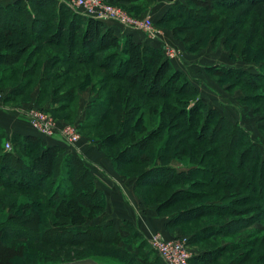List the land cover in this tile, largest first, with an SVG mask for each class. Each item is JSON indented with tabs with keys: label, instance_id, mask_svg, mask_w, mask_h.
<instances>
[{
	"label": "trees",
	"instance_id": "16d2710c",
	"mask_svg": "<svg viewBox=\"0 0 264 264\" xmlns=\"http://www.w3.org/2000/svg\"><path fill=\"white\" fill-rule=\"evenodd\" d=\"M121 1L125 0H109L111 4ZM129 1H133L132 4L140 2ZM146 1L153 3L154 0ZM197 2L169 1L168 8L156 23L161 26L183 18L192 20L198 17L194 9ZM215 2L212 9L221 14L214 19L198 18L195 28L201 27V32L196 41H190L187 36L178 37L187 33L189 28L186 25L172 27L174 38L184 42L188 52L197 54L206 46L211 30L207 27L222 19L223 13L234 11L244 4L248 7L261 5L264 0ZM156 4L154 2L151 9L156 8ZM239 17V13L224 15L222 24L213 28L216 32L213 37L220 38L219 34L225 30L232 32L231 26L237 25L235 21ZM29 28H33L32 31ZM119 28L108 26L104 21L83 13L79 14L60 0H14L0 5V64H19L26 56L25 69L19 66L13 69L7 67L4 71L6 73L0 77L2 104L8 106L9 103L18 102L19 98L30 97L37 86L39 93L34 101L36 107L42 109L50 101L44 108L49 113L58 115L69 109L63 117L66 120L75 119L79 123H75L78 130H98L97 138L89 136L86 140H93L92 143L106 150L116 173L122 174L125 166H143L139 174L127 177L134 179L135 191L141 197L145 198L147 190L174 188L167 198L155 205L156 210L151 203L157 200L150 195L144 204L156 211L159 217H164L163 212L176 208L173 213L165 216L169 218L165 229H177L185 233L187 231L184 227L193 225L194 228L188 234L190 246L201 242L215 244L223 239L216 247L204 248L203 252L196 253L190 264H216L224 260L226 264H264V227L249 233L247 231L244 240H239L243 237L241 233L264 221L263 150L253 141L246 128L231 121L219 110L207 107L188 74L176 69L165 58L162 44L159 43L158 47V43L147 40L137 31H121ZM26 29H29L28 32ZM253 29L255 31L256 27ZM257 31L262 32L263 36H260L261 41L256 46L262 56L264 24L261 28L257 27ZM247 38L248 35L241 31L240 39L237 37L228 42L229 38H225V42L228 48L243 54L242 49L249 50L244 45L251 43ZM26 40L30 43H25ZM37 42L40 45H35ZM45 46L61 49L54 52L44 49ZM259 62L263 64L258 73L219 65L205 70L212 75L223 72L231 76L236 74L234 79L239 84L252 89L262 88L264 91V59ZM57 66L62 67L54 72ZM90 66L96 73L102 70L107 74L95 82L90 78L92 72H88L89 76L85 72L72 75L74 68ZM167 73L170 76L162 85ZM111 80L116 84L110 83ZM88 85L93 94L82 116H77L80 91L86 90ZM174 94H191L198 99L193 105L187 99H174L175 102L186 103L187 107L181 109H176L172 103H149L150 99L158 97L171 100L170 95ZM258 97L245 100L256 102ZM260 100L264 101V92ZM142 107L145 112L136 118ZM205 108L206 113L203 111ZM168 111L170 114H167ZM260 112L263 113L264 121V107ZM179 113L187 119L190 133L181 139V147L184 146L173 152L172 139L175 140V137L165 135L163 131L167 130L171 118ZM261 129L264 130V125ZM208 132L213 136L220 133L225 134V137L230 136V149L224 151L226 154L229 152V160L224 161L215 156L223 145L226 146L225 141L230 142L229 138H220L221 143H218L219 140L211 143L200 138H208ZM8 139L13 149L7 151L4 144ZM67 147L49 145L39 134L14 133L9 138L5 129L0 127V190L25 192L34 197L32 201L27 199L19 204V199L14 195L0 194V206L5 205L9 209L0 211L1 236L5 235L7 239L27 238L32 243L67 240L78 244H84L85 241L98 245L115 244L123 250L130 249V244L139 239L141 245L136 247L135 254L142 256V264H162L159 259L152 261L149 255L141 253V247L145 249L149 243L132 222L124 220L120 230L111 223L104 226L85 225V221L94 218L96 212L105 210L107 199L97 187L96 178L83 157L69 152ZM240 147L244 148L242 154L237 151ZM113 148L119 150L115 156L110 154ZM152 152L154 157L150 156ZM175 156L188 157L189 163L176 165ZM209 187L211 190L199 191ZM141 188L146 191L140 193ZM232 188L240 190L236 195H231L234 200L227 201V195L220 193ZM242 191L249 195H242ZM180 204L184 206L177 208ZM46 208L59 210L55 219L39 224L36 227L39 232L31 229L40 222L36 218L39 212L41 219L45 218ZM126 232L127 236L124 235ZM77 257L43 264L88 257H106L121 263L106 254Z\"/></svg>",
	"mask_w": 264,
	"mask_h": 264
},
{
	"label": "rangeland",
	"instance_id": "374dc122",
	"mask_svg": "<svg viewBox=\"0 0 264 264\" xmlns=\"http://www.w3.org/2000/svg\"><path fill=\"white\" fill-rule=\"evenodd\" d=\"M139 1L140 2L138 4L137 3L132 4L133 1L125 0V1H121L118 4L113 3L111 5L113 7H115L116 9L123 11L124 13L129 15L130 17H134L137 19H145V18L153 19L152 21H153L155 28L160 33L164 34V36H165V34H167L168 37L170 38L171 44L173 46L171 44H168V45L170 47L174 48L176 51L179 52V50H180L183 53L180 55V57L178 56V58H176V59H169L172 62V64L174 65V67L176 69H179V70H181V68L186 70L185 72L188 74L192 83L198 88V90L200 92V98L205 101V103L208 105L207 107H212V108L219 110L228 119H230L233 122H237L238 124H240L241 126L246 128L248 130V132L250 133L253 141L256 142L261 147V149L263 150V157H264V130L261 129V127L264 125V121L262 119L263 113L260 112L261 108L264 107V101L260 100V95H263V92H264L263 89L262 88L252 89V88H249V87L244 86L242 84H239L238 81L236 79H234L236 77V74H233L231 76V75H227L223 72V73H220L219 75H212L209 72H207V70H205L207 67L219 65V66H228V67L244 69V70L249 71L251 73H258L259 72V69H260L261 65L263 64V62H259V61H262L264 59V58H262V57H264V55L261 56L259 53V50L256 49V46L259 45V43L261 41L260 36L263 37L262 32L257 31V27L261 28L262 25L264 24V3L261 5H256V6H252V7H248L246 4H244L243 6H241L240 8H238L234 11H226L225 13H223L222 19H220L216 24L209 25V27H207L208 29H211V30H209L210 31L209 39H208V42L206 43V46L202 47L203 49L201 51L197 52V54H193L192 52H188L184 42L174 38L175 36H174L173 30H172V27L177 26V25H180V26L186 25L187 28H189V30L187 31V33L185 32V34H183L182 36L179 35L178 37L182 38V37L187 36L190 39V41H192L193 39H195L194 41H196L198 36L200 35V32H201V27L199 29L195 28L196 27L195 23L198 22V18L208 19L209 17H212L214 19L216 17V15L221 14L220 11H216V10L212 9V5L216 3L215 0H198L197 6H196V8H194L195 12L198 13V17L195 16L194 18H192V20H190V18L189 19L183 18L180 21L169 22V23H167L165 25H161V26H159L156 23V19L157 18L160 19V17L162 16L161 10L164 8L162 6L163 5L166 6L162 2H165L168 4V2L171 0H154L153 3L154 2H155V4L157 3L155 5V7L156 6L157 7L152 8V9H151V7L154 6V5L152 6L153 3H148V1H146V0H139ZM0 4H1V0H0ZM67 5L71 9H73L75 12L82 14V11H80L79 9L75 8L72 5V0H68ZM166 9H167V7L164 8V11ZM151 10H153L152 13H154V14L149 13V11H151ZM238 13L240 14V17H239V19H237L238 21H235L237 23V25L234 27L231 26L232 32H228V30H225L223 33L219 34L220 38H218V39L214 38L213 36L216 34V32L213 30V28L218 27L219 25L222 24V21L224 19V15L229 16L231 14L235 15ZM152 15H154V18ZM253 27H256L255 31H254ZM29 29H26L27 30L26 32H28V30L32 31L33 28H29ZM20 30L21 29H19L18 31H20ZM119 30L127 31V30H131V29H127L123 26V28L120 27ZM131 31H133V30H131ZM241 31L245 32V34L248 35L247 41H251V43H248L249 46L244 45V47H249V50L247 48H245V49L241 50L242 51L241 53H243V54H240V53L237 54L231 48L227 47L228 45H227V42H225L226 41L225 38H227V39L229 38L228 42H229V40L237 39V37H238V39H240ZM138 32L143 37L145 36L146 39L150 40L145 31H137V33ZM230 35H232V36H230ZM241 40L245 41V39H241ZM150 41H152V40H150ZM25 43L28 44V43H30V41L26 40ZM156 43H158V42H156ZM35 45H40V42H37ZM199 45H201V44H199ZM162 46H163V44H162ZM158 47H160V44ZM32 49L33 48H31V50ZM44 49L49 50V51L52 50L54 52H58L61 48H56V47L53 48L51 46H45ZM31 50H29V51H31ZM163 54H164L165 58L168 59L164 49H163ZM25 62H26V56L24 57L23 61L20 62L19 64H14V63L13 64L12 63L7 64V63L2 62V64H0V77L2 75H4V73H6L4 71H5V69H7V67H10L11 69H13L16 66H19V67H23L25 69ZM61 67L60 66L54 67V72L57 71L58 69H60ZM91 69H92L91 66L88 68L76 67L71 72H72V75H74L73 73H78V75H81L82 72H85V74L88 76L90 75V73H88V72H92L90 78H92L91 80H93L94 82L98 81L99 79L101 80V78L107 74L102 70L96 73ZM169 76H170V73H167L164 76V81H163V79L161 80V81H163V83H161L162 85L164 83H166V80ZM39 82H40V79H39ZM110 83L116 84V82L114 80H111ZM141 84H143V83H141ZM89 85H88V88L86 90L80 91V99L78 102L79 104L76 106V107H78L77 108V116L78 115L82 116L83 109H81V108H83V107L86 108V106H87L86 102L90 100L91 95L93 94L92 89L90 88ZM38 93H39V87L36 86L34 91L31 93L30 97L19 98L18 102L9 103L8 106H4V108L2 110H8V111L11 110L12 111L13 109L14 110L19 109L20 107H28V108L30 107L29 110H31L35 107L37 110H40V111H43V112L49 114V116H51L58 124L62 125L63 127L70 126V125H76V124L79 125V123H77L75 121V119H73V120L67 119L66 120V118L63 117V115L68 114L69 109L65 110V112H63V113H59L58 115H56L54 113H49V111L45 110L44 108L47 107L48 102H50V101L46 102L44 104V107H42V109L40 106L36 107L34 104L35 103L34 101H35ZM1 94L2 93L0 91V96L2 97ZM82 95L84 97H82ZM170 96H172L171 100H167V101L161 100V98L158 97L155 99L154 98L150 99L149 103H151V104L172 103V105H174L176 107V109H177V107L179 109H181V108L187 107V105H185L186 103H180V102L178 103V102H175L174 99H181L184 101L186 99L190 100V105H193L194 102H196L198 99L197 97H193L191 94H188V95L174 94V95H170ZM256 97H258L257 98L258 100L256 102L245 100L248 98H256ZM53 106L54 105H52V107ZM79 108L82 111L80 114H79V112H80ZM206 109L207 108H205L203 110V111H205L204 113H206ZM29 110H28V112H29ZM144 112H145V110L142 107L140 109V111L137 112L136 118H139L140 116H142V114ZM167 114H170V111H168ZM22 118H24L23 120L27 119L29 122L30 128L32 130H34L30 121H29L30 120L29 117L28 116H22ZM187 122H188L187 119L184 116H182L181 113H179V114H177V116H174V118H171V121L169 122V126H168L167 130L163 131L165 135L167 134V135L175 137V140L172 139L173 143H174V146L172 148L173 152L179 151L184 146V145H182V147H181V144H182L181 139L183 137H187V135L190 133V130L187 127ZM155 124H153V125H155ZM150 130H151V126H150ZM33 132L36 133V135L38 134L35 130ZM78 132L81 136L80 142L82 141L83 138L89 139V138H87L89 136H91L93 138L98 137V134H97L98 130H88V131L78 130ZM163 132H162V134H163ZM223 135H221V133H220L218 136L217 135L213 136V135H211V132H208L207 133L208 138H204L203 136H201L200 138H203L204 140H209V141H211V143H214L217 140H219L218 143H221V139H223V138H227V139L229 138V140H230V136L225 137V134H223ZM92 141L93 140H91L89 142L92 143ZM160 141H162V140H160ZM193 141L194 140H192V142ZM64 143H66V142H64ZM203 143H205V142H203ZM225 143H226V146L223 145L222 148L217 152V154L215 156L222 158L224 161H227V160H229V157H230L228 155L229 152H227V154H226V153H224V151H228V149H230L229 145H231V140H230V142L225 141ZM66 144L69 145L68 143H66ZM4 145H5V149L7 151L13 149V146L10 142V139H8ZM7 145H9L10 148H7ZM69 146L72 147L73 149H75L77 147V145L76 146L69 145ZM206 146L207 145L205 143L204 147H206ZM100 147L101 146L99 145V148ZM100 151L105 155V157L107 159H109L111 161V157L109 156V154L107 152H105L106 150H104L103 148H100ZM118 151H119L118 149L113 148V149H110L111 153L110 152L109 153L112 154L113 156H115L118 153ZM237 151H238V153L242 154V152L244 151V148L240 147V148H238ZM181 155H182V153H181ZM150 156L154 157L155 156L154 152H152L150 154ZM224 156H226V157H224ZM175 157H176V160H175L176 165L189 163L188 157H183V156H175ZM235 161H237V158L235 159ZM241 162H242V160H241ZM112 167H113V164H112ZM113 169H114V167H113ZM142 169H143V166H137V167L136 166H130L129 168L125 166L123 168V171H121L122 174L117 172V174L124 181L128 182V189L134 195H106L108 198V203L106 205L105 210L98 212V213L96 212V215L94 216V218L87 219L85 221V225L104 226L105 224L111 223L116 227V229L120 230L121 229L120 225H118V222H117V218L120 216V214L127 213V212H124L125 210H130V211L133 210V212L135 211V213H136L137 211L140 210L141 206H142V208L145 207L147 209L148 207L144 204L146 201H148V198L146 199V197L148 195H150L151 198H154L157 200V201H154L151 203L152 208L155 207L154 209L156 210L155 205H157L163 198H165V197L167 198L169 193H171L174 188L173 189L170 188V189H166V190L155 188V189L147 190V191H146V189L141 188L140 193H141V191H142V193H144L146 191V194H147V195H144L145 198L141 197V195L137 194V192L135 191L134 179H130L127 177L139 174L142 171ZM231 170L233 171L234 168H232ZM114 171H115V169H114ZM208 190H211V188L209 187L206 190H199V191H205L206 192ZM238 190H240V189L232 188L230 190H222L220 194L221 195H227L226 196L228 198L227 201H231V200H234V199H232L233 197L231 195H236ZM8 193H10V194H8ZM0 194L14 195V197H17L19 199V204H21L22 201H25L27 199L29 201L30 200L32 201L34 199V197L32 195L29 196L28 193L17 192L14 190H0ZM242 195H249V193L243 192ZM106 196H105V198H106ZM151 206H149V207H151ZM182 206H184V205L180 204L179 206H176V207L178 208V207H182ZM16 208H18V207H16ZM152 208H148V210H153ZM5 210H9V209H7L5 205L3 207L0 206L1 212L5 211ZM175 210H176V208L173 207V208L163 212L164 218H165V216L169 215V213H173ZM57 212H59V210L56 208L44 209V215H45L44 219H41V215L39 212L37 214L36 218H37V220H40V222L35 224V228H31V229H35V231H37L38 229L36 227L40 226L39 224L43 225L47 221H52L53 219H55V215ZM123 216L125 217V215H123ZM126 218L127 217H125L123 219L125 220ZM168 219L169 218L166 217V221H168ZM259 227H264V221L256 224L255 226H252L248 230H245L243 233H241L240 235L243 237H240L239 240H244L247 231L249 233L253 229H256ZM192 228H194L193 225L192 226H185L184 229L187 231V232L183 231L185 233H180L179 231H177V229L176 230H170L167 232L170 233L171 235H173L172 238H174V237L175 238L185 237L189 241L188 234L191 233L190 230ZM41 229H42V231L44 230V228H41ZM58 231H60V230H58ZM38 232H39V230H38ZM4 236H1V234H0V264H1V262L2 263L4 262L5 264H43L44 262L53 261V260H55V261L65 260V259H67V257L73 258V257H77V256L82 257V256H86V255H100V254L101 255L106 254V255H110L114 258H117L118 260L121 261L122 264H142L143 263L142 262V256H138L135 254L136 253V247L141 245L139 239L135 240L134 243L132 241L131 243H133V244L129 243L130 249H126L127 250L126 251V250H123L122 247H119L115 244H113V245H108V244L98 245V244L88 243L86 241L84 244H78V242L67 241V240L66 241L63 240V242L61 241V242H48V243H38V242L34 241L32 243V242H29L27 240V238H14L13 237L12 239H7ZM235 239H237V238H235ZM222 240L223 239H220L219 242H217L215 244H212L209 242L208 243L207 242H201V243L194 245V246H190V244H189V251L191 253V256L194 257L196 255V253L203 252L204 248L206 249L208 247H216V245H218V243H220V241H222ZM140 251H141V253H144L143 255H145V254L149 255V257H151L152 261L154 259H159L160 262L162 264H164L161 257L152 248V245L150 243L147 245V247L145 249H143V246H142ZM102 259L107 260V261H112L113 264H121L118 261H115L113 259H109L106 257H103ZM216 264H226V261L225 260L220 261V262H217Z\"/></svg>",
	"mask_w": 264,
	"mask_h": 264
},
{
	"label": "crops",
	"instance_id": "0c3cea01",
	"mask_svg": "<svg viewBox=\"0 0 264 264\" xmlns=\"http://www.w3.org/2000/svg\"><path fill=\"white\" fill-rule=\"evenodd\" d=\"M12 1L14 0H1L0 5H6ZM60 1L67 3L68 0H60ZM162 3L166 5V6L163 5L162 7L168 8L169 2L168 4L165 2H162ZM164 8L161 10V15L164 14ZM150 14H154V13H150ZM152 16L154 18V15ZM104 22L108 26H112V27L119 26L123 28V26L116 23L115 21L107 20ZM162 36L164 40L163 42H166L167 44H171L170 38L168 37L167 34H165V36L164 34H162ZM154 41L160 44L163 43L160 39L154 40ZM178 53H179V57L181 54H183L182 51L180 50ZM181 70L186 71L183 68H181ZM82 97L84 96L82 95ZM1 102L2 101H1V96H0V127L5 129L9 138L14 133H18L21 135H36V133L33 132L34 130L30 128L28 120L27 119L23 120L24 118H22V116H27V112L30 109V107L29 108L20 107L19 109H16V110L13 109L12 111L2 110L4 108V105ZM86 103H88V101ZM81 109H83V113H84L85 108L83 107ZM81 112L82 111L80 110L79 114ZM43 139L47 141L49 145L68 146L67 149L69 150V152L78 154L81 157H83L84 161L87 163V165L89 166V168L91 169V171L93 172L96 178L97 187L103 191L105 196L106 195H134L128 189V182L124 181L114 171L111 161L105 157V155L100 151L99 146L96 145L95 143H91L86 139L84 140L82 139V141L79 143L80 145L78 144L79 146L77 145V147L73 149L72 147L64 143L63 139L60 136L43 137ZM106 199L108 203L107 196H106ZM139 211L135 213V211L133 212V210L131 211L125 210L124 212H127V213L120 214V216L117 218L118 225L121 226L122 222L124 221L123 218L127 217L125 220L132 222L135 228L148 241V243H149L150 238L153 235L158 234V233L162 234L166 239H169V240L175 238V237L172 238L173 235L168 233L167 230L165 229V224L167 222L166 218L159 217L156 211L148 210L145 207L142 208V206ZM123 215H125V217ZM124 235L127 236L128 233L126 232V234L124 233Z\"/></svg>",
	"mask_w": 264,
	"mask_h": 264
},
{
	"label": "built area",
	"instance_id": "2783aa9c",
	"mask_svg": "<svg viewBox=\"0 0 264 264\" xmlns=\"http://www.w3.org/2000/svg\"><path fill=\"white\" fill-rule=\"evenodd\" d=\"M72 5L88 17L101 21H115L127 29L145 31L150 40L160 39L162 42L164 41L162 33L155 28L151 18L137 19L130 17L123 11L113 7L109 0H72ZM162 44L168 59L178 58V51L166 42ZM27 116L33 129L40 136H60L64 142L71 146L78 145L81 140L76 125L60 126L49 114L36 108L29 110ZM7 148H10V146L7 145ZM149 243L161 257L164 264H190L192 256L187 238L179 237L169 240L158 233L150 238Z\"/></svg>",
	"mask_w": 264,
	"mask_h": 264
},
{
	"label": "water",
	"instance_id": "95a60500",
	"mask_svg": "<svg viewBox=\"0 0 264 264\" xmlns=\"http://www.w3.org/2000/svg\"><path fill=\"white\" fill-rule=\"evenodd\" d=\"M53 264H113V262L104 260L101 257H88L84 259H78V260L67 261V262H59V263H53Z\"/></svg>",
	"mask_w": 264,
	"mask_h": 264
}]
</instances>
